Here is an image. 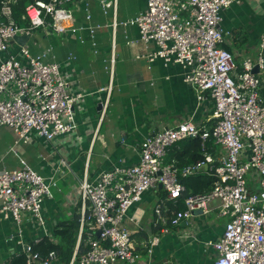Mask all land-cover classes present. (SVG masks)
Returning <instances> with one entry per match:
<instances>
[{
    "label": "built area",
    "instance_id": "built-area-1",
    "mask_svg": "<svg viewBox=\"0 0 264 264\" xmlns=\"http://www.w3.org/2000/svg\"><path fill=\"white\" fill-rule=\"evenodd\" d=\"M72 1L34 0L24 8V24L18 25L13 19L15 0H0V128L16 134L15 144L27 143L31 136L51 141L75 128V106L84 95L71 93V83L58 64L44 62L48 51L32 56L25 44L18 47L25 62L15 56L2 57L15 37L27 35L30 39L38 29L72 37L86 32L94 47L95 32L100 27H76L72 10L66 7ZM237 2L147 0L134 18L118 24L135 26L143 43L156 46L149 62L160 59L164 65L175 63L184 70L183 81L194 89L197 101L207 96L211 99L213 124L198 127L189 120L157 131L140 143L134 166L102 172L93 181L85 175L78 186L80 240L71 264H138L140 253L124 220L144 192L159 188L166 196L156 199L151 224L161 228L144 245L148 255L158 245V234L194 216L214 213L226 222L221 237L210 244L215 251L212 264H264V102L259 94L264 75V33L257 55L246 56L238 66L223 47L220 29L221 12ZM108 3L99 0L104 14ZM85 12L88 22L91 14L86 7ZM255 66L257 73H253ZM100 91L110 93L111 84ZM107 105V99L99 105L101 119ZM189 138L199 139L205 161L178 170L166 162L167 151ZM208 141L223 151L221 164L210 167L216 180L210 190L185 197V209L175 211L176 201L185 192L181 179L212 161L205 155ZM21 165L13 171L0 170V214L5 219L10 216L17 225L25 214L41 223L42 203L52 198L57 180L40 176L24 162ZM250 173L257 178L258 189L254 191L247 185ZM83 236L85 251L81 254ZM24 255L25 264H53L58 259L54 251L43 256L32 252L30 246Z\"/></svg>",
    "mask_w": 264,
    "mask_h": 264
},
{
    "label": "crops",
    "instance_id": "crops-1",
    "mask_svg": "<svg viewBox=\"0 0 264 264\" xmlns=\"http://www.w3.org/2000/svg\"><path fill=\"white\" fill-rule=\"evenodd\" d=\"M115 1L116 6L108 0L106 14L99 0H75L66 5L74 14L76 27L84 24L100 27L95 32L94 47L86 32L74 37L58 36L49 29L35 30L37 39L28 45L31 36L25 42L32 56L48 51L44 62L58 64L62 75L71 83V93L84 97L75 106V128L70 134L51 141L31 136L29 142L15 144L16 134L0 128L7 133L0 135V170L13 171L24 162L40 176L57 180L52 198L42 203L41 223L25 214L17 225L10 216L5 219L0 214V264H9L13 258L23 255L27 246L43 240L53 245L64 244L66 238L57 234L62 224L72 223L71 238L74 247L77 245L81 217L78 186L85 175L93 181L102 172L134 166L139 160L140 143L157 131L189 120L198 127L209 128L213 124L211 99L207 96L197 101L194 89L183 81L184 70L175 63L164 65L160 59L149 62L148 56L156 51V46L143 43L135 26L118 25L134 18L145 8L147 0ZM85 7L91 14L88 22L84 19ZM220 29L223 47L238 66L246 56L255 57L264 33V0H239L232 4L221 12ZM19 45L10 42L2 57L15 56L25 62L19 56ZM110 84V93L100 91ZM259 94L264 102V75ZM106 99L108 105L101 119L99 105ZM187 145L185 139L169 148L166 162L174 165L180 162L174 156ZM200 155L201 161H205L201 150ZM205 155L212 161L187 176L189 195L199 191L195 176L213 177L210 167L221 164L223 151L208 141ZM247 185L250 190L258 189L254 173L247 176ZM164 195L160 188L144 192L124 220L140 253L138 264H212L215 251L210 244L221 237L226 222L214 213L208 217L194 216L158 234V245L147 254L145 243L161 228L155 229L151 224L152 209L156 199ZM71 256H58L53 264H71Z\"/></svg>",
    "mask_w": 264,
    "mask_h": 264
},
{
    "label": "trees",
    "instance_id": "trees-1",
    "mask_svg": "<svg viewBox=\"0 0 264 264\" xmlns=\"http://www.w3.org/2000/svg\"><path fill=\"white\" fill-rule=\"evenodd\" d=\"M33 1L34 0H16L15 5H13V19L18 25L24 24V22L21 20V16L24 13L25 5ZM187 140H188V145L184 148V150L180 153L177 152L174 156L175 158H178V160H180V162L174 161L175 167L178 170H181L185 166L192 165L198 161L203 160V158L200 155L199 139L189 138ZM186 178L181 179L182 184L186 186L185 187L186 191L182 193L181 197L176 201L175 207L173 208V210L175 211L184 210L183 200L185 197L189 196V193L187 192L189 177L187 179ZM195 179L199 183V191L196 193H203V192L210 190L215 182V178L213 177L208 178L206 176H195ZM194 193L195 192H193L192 194ZM165 196H166V193L162 197H165ZM169 204L172 206V202H169ZM60 229L61 230H59L57 234L66 238V241L64 242V244L61 243L59 245H53L47 240H43L39 244L30 245L31 251L39 253L43 256L49 253L50 251H54L59 257L65 256L64 258H69L72 254L73 247H74L73 241L71 238V233H70V231L73 230V225L72 223L62 224L60 226ZM82 247H83V251H82ZM66 248H68V251H66ZM84 251H85V248H84V236H83L82 240L80 241V245H79V253L82 254ZM9 264H25V255L23 254L18 257L13 258Z\"/></svg>",
    "mask_w": 264,
    "mask_h": 264
},
{
    "label": "water",
    "instance_id": "water-1",
    "mask_svg": "<svg viewBox=\"0 0 264 264\" xmlns=\"http://www.w3.org/2000/svg\"><path fill=\"white\" fill-rule=\"evenodd\" d=\"M29 38H28V36L27 35H23V36H17V37H15L14 39H13V41H11V42H16V43H18V44H20V45H24L25 44V42L28 40ZM257 67L255 66L254 68H253V73H257ZM96 236H99V232H97L96 233Z\"/></svg>",
    "mask_w": 264,
    "mask_h": 264
},
{
    "label": "rangeland",
    "instance_id": "rangeland-1",
    "mask_svg": "<svg viewBox=\"0 0 264 264\" xmlns=\"http://www.w3.org/2000/svg\"><path fill=\"white\" fill-rule=\"evenodd\" d=\"M37 37H38V35H37V33H32V37H31V39H30V41H29V43H28V45H31L32 44V42L35 40V39H37ZM7 133H6V131L4 130V129H0V135H6Z\"/></svg>",
    "mask_w": 264,
    "mask_h": 264
}]
</instances>
